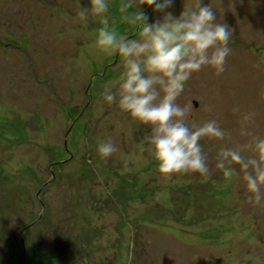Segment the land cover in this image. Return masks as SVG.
<instances>
[{"label":"rangeland","instance_id":"374dc122","mask_svg":"<svg viewBox=\"0 0 264 264\" xmlns=\"http://www.w3.org/2000/svg\"><path fill=\"white\" fill-rule=\"evenodd\" d=\"M108 2L117 31L135 38L121 0ZM202 4L235 30L225 71L194 72L177 99L192 105L190 127L225 131L200 141L206 180L160 175L149 127L103 99L122 61L96 48V18L79 21L88 0H0V264H264V202H249L238 165L230 180L216 167L221 148L264 138V0H222L223 17L218 0ZM108 140L118 151L105 160Z\"/></svg>","mask_w":264,"mask_h":264},{"label":"clouds","instance_id":"9594fccd","mask_svg":"<svg viewBox=\"0 0 264 264\" xmlns=\"http://www.w3.org/2000/svg\"><path fill=\"white\" fill-rule=\"evenodd\" d=\"M218 4L223 17L229 10L222 0ZM173 5L174 0H121L120 20L137 29L135 38L117 31L108 15V0H88V6L79 5L77 16L81 23H87L89 17L96 18L99 24L94 33L96 48L120 57L122 71L114 82L106 85L103 99L109 104L116 103L130 118L149 127L148 151L156 162L157 172L168 178L199 174L206 180L209 168L200 141L223 140L225 131L216 120L190 127L187 121L192 105L182 106L177 99L194 72L205 66L211 67L216 75L225 71L227 57L233 51L229 41L235 30L223 20L218 22L216 12L209 4L203 5L202 0L184 5L178 16L170 10ZM147 7L162 15L152 20ZM230 11L235 13L234 4ZM252 116L246 114L242 125L250 123ZM241 135L251 133L242 127ZM246 149L251 155L243 154ZM117 151L110 140L97 147L99 156L105 160ZM233 165H238L243 173L249 202L261 205L264 138L254 136L253 143L246 146L221 148L216 167L223 171L226 180L237 175Z\"/></svg>","mask_w":264,"mask_h":264},{"label":"water","instance_id":"95a60500","mask_svg":"<svg viewBox=\"0 0 264 264\" xmlns=\"http://www.w3.org/2000/svg\"><path fill=\"white\" fill-rule=\"evenodd\" d=\"M196 105V104H195Z\"/></svg>","mask_w":264,"mask_h":264}]
</instances>
